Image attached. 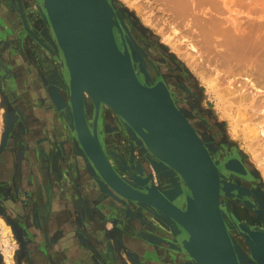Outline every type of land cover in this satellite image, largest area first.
<instances>
[{"label": "rangeland", "instance_id": "obj_1", "mask_svg": "<svg viewBox=\"0 0 264 264\" xmlns=\"http://www.w3.org/2000/svg\"><path fill=\"white\" fill-rule=\"evenodd\" d=\"M113 2L120 25L119 30L117 27L114 29H117L121 35L122 30L123 33L125 30L129 32L125 25L128 21L133 28L145 35V40H150L158 47H164L167 57H174L172 59L174 62L170 63L180 69L183 76L187 78V85L196 93L197 100L196 108H190L189 113L187 110H181L188 119H191L192 114L195 115V113L206 119L208 128L213 132V140L210 143L214 145L208 148L211 150L219 171L226 172L225 162L227 161L223 159L224 154L219 150L223 148L231 152L227 157L241 159L253 173L258 175V182L264 190V134L262 133L264 127V81L262 80L264 76L262 75L263 79L259 78L260 72L257 73L262 70L259 65L263 64L264 55L259 56L257 53L260 52L255 50L257 52L253 55L255 58H250L255 61L248 64L245 62L244 54H239L237 57L233 56L236 58L234 63L235 59L230 57L228 52H224L229 43L232 45L231 39H234V42L235 40L242 42V46L243 43L251 44L250 47L255 44L253 46L255 48L264 46V0H168V4L166 0H113ZM184 3L186 7L182 6ZM39 8L36 0H0V155L3 153L11 155L14 167L17 168L22 166L34 168L38 165H47L53 169L57 167V173L55 172V179L56 177L57 179L52 181L47 194L48 200H42L43 203L40 205L39 203L42 202H39L40 200L28 201L29 205L33 206L30 208L32 228H29V233L26 229V232L18 229V226L10 221L8 215L0 213V264H34L29 254L26 253L24 242L27 238L33 245L40 244V247L45 245L37 219V214L41 212L45 216L47 228L51 229L52 225V233L55 224L62 223V229L59 228V230L64 234L61 249L64 258L60 264H106L104 253L106 247L101 242L102 240L98 241L89 237L88 231L92 228L93 222H97L99 227L104 225L107 231L116 229L119 232L123 228L114 227L108 220L109 217H113L111 210L109 215L106 206L93 200L98 193L97 190L104 189L99 187L100 181L90 170L89 163L83 158L75 135L71 132L69 121L64 115L65 112L58 110L50 98L49 92L55 90L63 97H68L69 75L67 70H63V59L53 34H51L53 37L44 35L43 27L38 24V20L41 22L42 19L44 25L48 27ZM184 8L190 11L186 13ZM200 32H203L205 36ZM46 38L50 49L46 45L44 47L41 45V41H45ZM227 39L229 42H226ZM192 47L193 50H191ZM240 55L244 57L245 64H242L247 68H243L239 63V70L237 61L242 62V60H237V58ZM225 56L229 57L225 58ZM246 58H249L247 54ZM230 60V63L226 62ZM43 61L44 65H51V71L61 74V78L56 79L58 85L54 84V78L52 83L50 80L48 84L42 81L44 70H42L43 64L41 63ZM131 62L134 69L135 65L137 66L136 73L144 85L147 81L152 85L156 84V80L147 75L143 61L137 59L135 54ZM241 97L247 99L242 101ZM189 98L191 96H185L183 102L186 104ZM94 111H96L95 108L89 116V113H86L89 124L94 120ZM41 112L45 113V117L40 116ZM112 114L107 106L101 107L99 123L101 133L103 134L105 121L109 120L115 128L113 136L119 134L124 146L128 142L125 148L113 151L122 153L127 165L131 167L136 166L137 161L150 163L147 154L129 140L126 128L117 116ZM135 145L139 150H136ZM104 146L109 150L120 147L119 143L116 145L115 142L108 143V141L104 143ZM155 168L162 173V176L158 177L154 173L153 184L157 185L161 192H167L170 184L163 175L171 173L172 170L160 168L157 165ZM75 170L83 176L82 180L76 177ZM173 174L179 181L180 192H183V196L189 195L180 177L175 172ZM134 184H136L134 187H138L137 180ZM81 186L87 190L96 189V192L89 193L88 191L86 195L89 196V200L85 204L87 206L85 215L84 212L80 214L84 207L82 204L85 196L83 197L82 193L80 196L79 192L74 195V191ZM101 194L106 201L119 208L121 214L129 209L128 205L121 204L104 193ZM174 203L180 207L183 206L181 200H175ZM253 204L256 208L260 206L254 200ZM56 206L60 209L56 210ZM6 207L12 208L11 205H6ZM17 207V215H22L19 206ZM262 211H264L263 208ZM146 217L148 223H155L156 220L152 214L146 213ZM120 218L117 221L118 225L123 224V219ZM260 219L264 222V213L261 214ZM142 228L145 226L139 224L138 221L127 227L129 234L132 235L140 234ZM32 233L35 235L32 236ZM122 233L120 232L121 235ZM117 234H115L116 238H119ZM126 234L127 243H131L132 238L128 233ZM122 238L124 240L123 235ZM132 242L141 245L140 248L133 250L135 245L125 243L122 247L118 239H113V247L119 249L125 264H135L134 260L140 264H146L148 262L145 261V257L158 250L151 244L137 239ZM249 242L247 237H244L240 249L244 253L247 251V257L254 261L252 264H259L251 256ZM233 243L236 246L234 241ZM82 244L86 249L85 253L83 249H77V246L81 247ZM81 251L82 255L79 254ZM129 252L132 253L134 259L129 256ZM158 252L161 263L176 264L175 259H172L168 253L160 250ZM44 255L46 264H49V259H51L50 264H54L55 256H59L58 253L54 256L49 252H45ZM239 257L243 261V255L240 254ZM188 264L192 263L188 262Z\"/></svg>", "mask_w": 264, "mask_h": 264}, {"label": "water", "instance_id": "obj_2", "mask_svg": "<svg viewBox=\"0 0 264 264\" xmlns=\"http://www.w3.org/2000/svg\"><path fill=\"white\" fill-rule=\"evenodd\" d=\"M36 1L57 42L63 70H67L69 75L68 97L55 90L49 92L50 98L58 110L65 112L82 156L100 181L99 187H105L99 190L100 196L94 200L106 206L109 215L112 212L113 217L108 220L114 227L123 228V233L116 229L107 231L104 225L99 227L97 222H93L88 231L89 237L102 240L106 247V264H125L119 249L113 247L115 234L120 232L124 237L123 240L120 234L122 247L125 243L137 245L139 249L141 245L132 242L137 239L158 249L145 257L146 264H163L159 250L168 253L176 264H188L190 261L192 264H243L224 221L217 164L195 129L179 111L167 86L164 83L152 85L148 81L144 85L133 67L132 58L127 56L129 58L123 60L121 57V54L129 53L123 38L124 50H121L115 37L114 27L119 30L120 25L113 0H97L95 3H100L101 7L90 9L80 0ZM83 84H90L99 91L105 102L102 106L117 114L131 142L136 144L138 139L153 134L170 148L184 153L186 163L179 164L175 173L189 195L183 196V192L170 195L153 185L147 186L145 182H142L144 186L138 182L137 188L130 187L118 176L98 140L102 106L95 107L93 144L89 143L84 132L88 119ZM192 161L194 166L190 164ZM101 193L128 205L129 209L121 214L119 208L106 201ZM175 200H181L183 206H176ZM146 213L154 216L155 223H148ZM120 217L123 224L118 225ZM135 220L145 228L140 234L132 235L127 227L132 226ZM126 233L132 238L131 243H127ZM250 239L254 244L253 258L264 264V233L251 232ZM137 264L140 263L137 261Z\"/></svg>", "mask_w": 264, "mask_h": 264}, {"label": "flooded vegetation", "instance_id": "obj_3", "mask_svg": "<svg viewBox=\"0 0 264 264\" xmlns=\"http://www.w3.org/2000/svg\"><path fill=\"white\" fill-rule=\"evenodd\" d=\"M41 19V18H40ZM127 20L125 19V22ZM42 23V24H41ZM39 26L41 25L44 29V35H51V30L49 27L44 25L42 19L41 22L38 20ZM126 27L129 29V32L125 30L122 35L118 32L117 29H114L115 37L118 45L121 49L124 48L122 38L124 40V44L126 49H128V53L132 56L135 54L137 59L143 61V65L145 66V71L147 75L156 80V84L164 83L169 89L171 95L173 96L174 102L176 106L180 109L187 110L190 112V108H196L195 104L196 93L190 89V86L187 85V78H185L183 73H181L180 69L174 67L170 62L174 57L168 56L167 52L162 46H157L152 43L150 40H145V35L140 31H137L135 28L126 22ZM45 27V28H44ZM52 36V35H51ZM53 37V36H52ZM47 40V38H46ZM41 41V45L44 47L47 46L50 49L47 41ZM55 44V42H54ZM56 46V45H55ZM157 46V47H156ZM134 53V54H133ZM50 60V59H49ZM44 61L41 63L43 64ZM44 72L42 76V81H45V84L50 82L54 78V84H57L58 80L61 78V74L58 72L51 71V65H42ZM136 72L138 71L137 66L135 65ZM54 72V73H53ZM58 85V84H57ZM191 98L186 101V104L183 102L184 97ZM88 114V111H86ZM92 112L89 115H91ZM96 111H94L93 116L95 118ZM41 117H45V113H40ZM100 115L98 120V136L102 139L103 135L106 134L108 138V143H110V138L117 137L113 136V130H115L112 123L107 120L104 123V131L105 133H101V129L99 128L100 123ZM193 129L197 132V134L201 137L207 148L209 146L214 147L210 142H212V131L208 128V124L205 118L199 116L195 113L192 114L191 119L189 118ZM110 122V123H109ZM93 121H90L91 127L93 129ZM200 125V126H199ZM195 127V128H194ZM121 136V135H120ZM119 137V136H118ZM115 142V140H113ZM102 142V148L106 155L107 160L111 164L110 166L116 171L118 176L130 187H134V181L142 183L145 182L148 185H153L157 188V185L153 184V177H155L154 173L162 176V173L158 172L155 168V163L149 157L150 163H141L137 161L136 166L131 167L127 165V162L122 157V153L119 154L114 152L113 150H118L120 148H125L128 144L126 142L124 146V142L120 137V147L106 149L104 146V142ZM106 144V143H105ZM207 144V145H206ZM136 146V145H135ZM130 147V146H129ZM128 148V147H127ZM210 149V148H208ZM136 150H139L136 146ZM141 150V149H140ZM224 154L225 169L226 172L220 170L221 174V192H220V203L223 209L224 220L228 227V232H230V236L235 242L238 254L243 255L244 264H252L254 261L251 260L250 257H247V251L242 252L240 249L241 241H243L244 237H251V232L253 233H264V222L260 219V216L264 211H262L261 207L264 205V190L260 186L258 182V175L253 173L247 165L243 163L241 159H237L234 157H227L231 152L228 150H223V148L219 149ZM129 151V148H128ZM131 151V150H130ZM133 151V150H132ZM211 153V150H209ZM134 156V154L132 153ZM212 155V154H211ZM138 159V157H137ZM140 160V159H139ZM235 160L242 166L244 173L230 171L227 167L228 162ZM117 163V164H116ZM41 164V162H40ZM116 164V165H115ZM14 160L11 155L7 153H3L0 155V213L3 215H8L10 221L18 226V229L21 231L29 230L32 228V222L30 221V208L33 207L29 205V200H40L39 202L48 200V191L52 186V181L55 179V172L53 168L47 167V165H38L34 168H30L28 166H22L21 168L14 167ZM17 169V170H16ZM16 170V171H15ZM159 170V169H158ZM160 171V170H159ZM124 173V174H122ZM177 181L176 187L180 190V184L177 177L172 174ZM255 176V177H252ZM252 178V180H250ZM250 180V181H249ZM255 183H252V182ZM257 182V183H256ZM143 184V183H142ZM145 184H143L144 186ZM137 188V187H135ZM261 188V189H260ZM158 189V188H157ZM159 190V189H158ZM160 191V190H159ZM161 192V191H160ZM33 195V196H32ZM16 196V197H15ZM253 200L255 203H259L260 206L256 208L253 204ZM8 201V202H7ZM43 201L40 204L43 203ZM6 202V203H5ZM176 206L180 207L176 203ZM6 205L12 206V208H7ZM20 208L22 215L18 214L16 209ZM27 212V213H26ZM32 214V213H31ZM28 215V217H27ZM37 219L39 222V230L41 237H43L44 244L40 247V244L33 245L29 242V239H25L24 247L26 249V253L29 254L31 260L34 264H46V259L44 253L55 254L58 253L59 256H55L54 264H60L62 259L64 258L63 254H61L62 246V238L63 233L59 230L60 227L54 228L52 233V225L47 228L45 223V216L41 212L37 214ZM45 223V224H44ZM26 229V230H25ZM62 229V228H61ZM29 233V232H28ZM52 233V234H51ZM35 234L32 233V236ZM48 235V236H47ZM54 235V236H53ZM42 251L44 253H42ZM65 255V254H64ZM245 257H247L245 259ZM51 259H49V264ZM253 261V262H252Z\"/></svg>", "mask_w": 264, "mask_h": 264}, {"label": "bare ground", "instance_id": "obj_4", "mask_svg": "<svg viewBox=\"0 0 264 264\" xmlns=\"http://www.w3.org/2000/svg\"><path fill=\"white\" fill-rule=\"evenodd\" d=\"M82 3H83V5L84 6H86V7H88L89 9L90 8H92L93 6H98L99 5V8L101 7V4L99 3V4H96V3H98V1L97 0H80ZM167 1V4H168V0H166ZM186 1V0H185ZM200 1V0H199ZM96 2V3H95ZM179 2V1H178ZM183 5H185V3L184 4H182V6ZM188 5V4H187ZM191 5V4H190ZM169 6V5H168ZM184 7H186V5L184 6ZM192 8V7H191ZM171 9V8H170ZM184 10H186V13H188L189 11H187L188 9L186 8H184ZM183 10V11H184ZM171 12V11H170ZM177 12V11H176ZM178 12H180V11H178ZM193 12V11H192ZM181 13V12H180ZM174 14V13H173ZM184 15V14H183ZM204 27V26H203ZM216 27V26H215ZM205 29V28H204ZM206 29H207V27H206ZM207 31V30H206ZM208 32V31H207ZM214 32H218V31H214ZM200 33H202L203 34V32H200ZM204 35V34H203ZM205 36V35H204ZM207 38V37H206ZM205 38V39H206ZM225 38H227V37H225ZM235 38V37H234ZM237 38V37H236ZM240 38V37H239ZM247 39V38H246ZM246 39H245V41H246ZM229 40H230V38H229ZM234 40V39H233ZM232 39L230 40V42H232V45L229 43V45H228V47H227V43L226 42H229L228 41V39H227V41L226 42H224V43H226L225 45V48L227 47V49L225 50L224 49V52L226 51V52H228V54H229V56L230 57H233V56H236L237 57V55H239V54H241V55H243L244 54V56H245V62H248V64L250 63L251 64V61H255V59L254 60H252L253 58H255V56H253L254 55V53H257V52H255V50H258L260 53H257L259 56H261V55H264V46L262 47V48H260V47H253L254 45H252V47H250L251 46V44H247V43H243L244 45L242 46V42H237V40H235V42L233 41ZM242 40H244V39H242ZM240 41H241V39H240ZM253 41V40H252ZM209 42V41H208ZM248 43H249V41H247ZM57 43V42H56ZM205 43H207V41H205ZM234 43V44H233ZM208 44V43H207ZM263 44V43H262ZM241 45V46H240ZM239 46V47H238ZM190 47H191V45H190ZM222 47V46H221ZM241 47V48H240ZM242 47H243V49L245 48V50H243L242 49ZM191 50H193V47H192V49ZM228 50V51H227ZM241 52V53H240ZM251 53H253L252 55H250ZM246 54H247V56L249 57V58H246ZM256 54V55H257ZM226 55V54H225ZM238 56L239 58H237V60L239 59V60H242V62H240V61H237V66L239 67V63H240V66H242L243 68L244 67H246L247 68V66L246 65H243V64H245V62H243L244 61V57H242V56ZM252 56V57H250V56ZM127 56H130V54H123V56H122V54H121V57L123 58V60H127V58H129V57H127ZM224 56V55H223ZM222 56V57H223ZM229 56H227V57H229ZM131 57V56H130ZM226 56H225V58H227ZM262 57V56H261ZM264 57V56H263ZM224 58V57H223ZM234 58V57H233ZM233 58H229V59H231V60H233ZM240 58H243V59H240ZM250 58H252V59H250ZM228 59V60H229ZM235 60H234V63L236 62V58H234ZM249 59V60H248ZM264 59V58H263ZM231 60L228 62V61H226L227 63H230L231 62ZM233 62V61H232ZM243 63V64H242ZM224 64V63H223ZM222 64V66H224ZM233 64V63H232ZM253 64L255 65V63L253 62ZM228 65H230V64H228ZM233 66H234V64H233ZM260 66V68L262 69L261 71H257V73H259L258 74V77L259 78H262L263 76H264V60H263V64H261V65H259ZM259 66H257V68L259 67ZM230 67V66H229ZM231 67H232V65H231ZM235 67V66H234ZM255 67V66H254ZM220 68H221V66H220ZM253 68V67H252ZM256 68V67H255ZM234 69H238V68H234ZM233 69V70H234ZM239 70H240V67H239ZM238 70V71H239ZM259 70V69H258ZM235 71V70H234ZM251 75V74H250ZM253 75V74H252ZM261 77H260V76ZM263 75V76H262ZM264 78V77H263ZM262 78V79H263ZM260 80V79H259ZM262 81H264V79L262 80ZM264 83V82H263ZM264 85V84H263ZM82 90H83V94H84V101H85V110L86 111H88V113L90 114L93 110H94V108L95 107H98V106H102L103 104H105V102H104V99H103V97H101L102 95L99 93V91L94 87V86H92V85H90V84H83V88H82ZM148 97H149V99H152L151 98V96H149V95H147ZM242 101H245L247 98H244V97H241L240 98ZM264 106V105H263ZM179 109V111L183 114V116L187 119V121L189 120L185 115L186 114H184L183 112H182V110L180 109V108H178ZM113 114L112 115H114V116H116L117 114H115L114 113V111H112V110H110ZM190 117V116H189ZM189 122V121H188ZM110 123V122H109ZM191 123V122H190ZM191 125V124H190ZM192 126V125H191ZM193 127V126H192ZM262 128V127H261ZM86 129V128H85ZM193 129V128H192ZM260 130V129H259ZM93 129H92V127H91V124H89V123H87V129L86 130H84V132H85V134L87 135V138H88V141H89V143L90 144H93L94 143V139H93V137H94V134H93ZM103 133H105V132H103ZM262 133L264 134V127H263V130H262ZM98 140H99V142H100V145H101V147H103L102 146V142L101 141H103L104 143H106V141L108 140V138H107V136H106V134L105 135H103V138L101 139L100 137L98 138ZM110 140H111V138H110ZM113 140H115V144L116 145H118V143H120V137H112V140L110 141V142H112V143H114V141ZM202 140V139H201ZM204 143V142H203ZM136 144H137V146H139V149H141V150H143L146 154H147V156L151 159V160H153V162H156L154 165H157L158 167H160V168H165V169H168V170H172L171 171V173H165L164 175H163V177L166 179V181L168 182V184H170V185H168V189H167V193L169 192V194L170 195H177V194H179V192H180V190L179 189H177V187H176V184H177V181L175 180V177L174 176H172V174L175 172V170H177V167H178V165L179 164H184V163H186V157H185V155H184V153L183 152H179V151H177L176 149H172V148H170L169 146H168V144H166V143H164L159 137H157V136H155V135H153V134H147V136H145V138L144 139H138L137 140V142H136ZM128 145V144H127ZM132 156V155H131ZM84 159H86L85 157H83ZM86 161V160H85ZM229 164H228V169L230 170V171H235V172H241V173H244V171H243V169H242V166L238 163V161H235V160H232V161H230V162H228ZM192 166H194L193 165V161L190 163ZM220 182H221V180H220ZM103 188H105L103 185H101ZM98 191V195L96 194V196H95V199L96 198H99V196H100V192H99V190H97ZM86 199V198H85ZM94 200V199H93ZM87 209V206L85 205V208L80 212V214H82L83 212H84V215L86 214V210ZM231 237V236H230ZM232 239V238H231ZM247 240L248 241H250L249 242V244H250V253H251V256H252V258H253V255H252V249H254V244L252 243V240L250 239V238H248L247 237ZM233 241V240H232ZM243 242V241H242ZM247 242V241H246ZM119 243L122 245V243L119 241ZM135 246H137V245H135ZM235 246V245H234ZM249 247V246H248ZM236 249V248H235ZM132 251V250H131ZM133 252V251H132ZM236 252H237V250H236ZM129 254V256L130 257H132L133 258V255H132V253H128ZM238 254V253H237ZM239 256V255H238ZM240 258V257H239ZM134 259V258H133ZM254 259V258H253ZM188 260V259H187ZM255 260V259H254ZM189 261V260H188ZM191 262V261H190ZM132 264H134V263H132ZM135 264H137V261L135 262Z\"/></svg>", "mask_w": 264, "mask_h": 264}, {"label": "crops", "instance_id": "obj_5", "mask_svg": "<svg viewBox=\"0 0 264 264\" xmlns=\"http://www.w3.org/2000/svg\"><path fill=\"white\" fill-rule=\"evenodd\" d=\"M54 172H56L57 173V167H55L54 168ZM56 173H55V175H56ZM74 173H75V175H76V177H78V179L79 180H82L83 179V176L80 174V173H78V172H76V170L74 171ZM81 173H82V171H81ZM56 179H57V177H56ZM88 191H89V193H93L94 191L96 192V189H93V188H91L90 190H87V189H85V188H82V186L81 187H79L78 188V190H75L74 191V195H76V193L78 194V192L80 193V196H81V193H82V196L84 197V199L85 200H83L84 202H83V204H82V206H84L83 207V209L85 208V204H86V201H88L89 199V196L87 197L86 195H87V193H88ZM68 193H69V191H68ZM58 209H60L58 206H56V210H58ZM54 227V226H53ZM57 227H60V229H61V227H62V223H60L59 222V224L58 225H56L55 224V228H57ZM53 230V229H52ZM70 231V230H69ZM117 234V233H116ZM118 236H119V238L121 237V235L120 234H117ZM54 236V235H53ZM119 238L117 237V238H115V239H118L119 240ZM114 239V240H115ZM83 242H84V240H83ZM84 244V243H83ZM81 245V247L80 246H77V249L79 250H82L83 249V251L84 250H86L85 249V247H84V245ZM76 248V247H75ZM138 248V246H135V248L133 249V250H136ZM84 253H85V251H84ZM80 255H82V251L79 253ZM127 259V258H126ZM128 260V259H127ZM81 261V260H80Z\"/></svg>", "mask_w": 264, "mask_h": 264}]
</instances>
